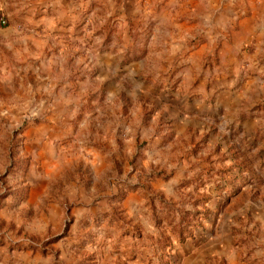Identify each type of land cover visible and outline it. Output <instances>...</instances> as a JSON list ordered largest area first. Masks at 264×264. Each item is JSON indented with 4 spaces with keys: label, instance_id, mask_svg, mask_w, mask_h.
Listing matches in <instances>:
<instances>
[{
    "label": "rangeland",
    "instance_id": "374dc122",
    "mask_svg": "<svg viewBox=\"0 0 264 264\" xmlns=\"http://www.w3.org/2000/svg\"><path fill=\"white\" fill-rule=\"evenodd\" d=\"M28 8L0 0V264H264V0H69L39 74Z\"/></svg>",
    "mask_w": 264,
    "mask_h": 264
},
{
    "label": "crops",
    "instance_id": "0c3cea01",
    "mask_svg": "<svg viewBox=\"0 0 264 264\" xmlns=\"http://www.w3.org/2000/svg\"><path fill=\"white\" fill-rule=\"evenodd\" d=\"M69 0H22V3L28 5V10L33 13L36 12L37 17L35 19H30V25L33 27L32 34L22 37V45L23 49H16L17 54H19V50L25 52V55L21 57L25 59H38V66H26L29 71L32 73H46L50 71L49 68H46L43 60L50 59L52 51L55 50L56 46L62 43V38L60 36L51 35L52 28L55 25L56 15H53L54 12H59L60 7L67 6ZM70 4H73V0H70ZM1 60V59H0ZM27 65V64H26ZM50 66V61H48L47 67ZM7 69L6 63H2L0 61V74L5 73ZM49 73V72H48ZM41 80V78H38ZM50 90L51 87L48 88L44 85L42 88L32 87V99H35L36 92L38 94L43 90ZM50 97V96H49ZM23 97H19L22 99ZM51 100V99H50Z\"/></svg>",
    "mask_w": 264,
    "mask_h": 264
},
{
    "label": "built area",
    "instance_id": "2783aa9c",
    "mask_svg": "<svg viewBox=\"0 0 264 264\" xmlns=\"http://www.w3.org/2000/svg\"><path fill=\"white\" fill-rule=\"evenodd\" d=\"M2 23L4 24V21H2Z\"/></svg>",
    "mask_w": 264,
    "mask_h": 264
}]
</instances>
